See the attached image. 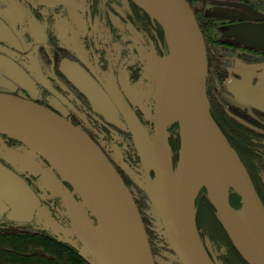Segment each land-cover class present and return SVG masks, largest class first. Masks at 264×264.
<instances>
[{
  "label": "flooded vegetation",
  "instance_id": "1",
  "mask_svg": "<svg viewBox=\"0 0 264 264\" xmlns=\"http://www.w3.org/2000/svg\"><path fill=\"white\" fill-rule=\"evenodd\" d=\"M230 1L187 0L189 4L191 2L200 8L194 10L196 14L193 12L200 29L199 11L202 16L213 21L214 28L223 25L221 31L240 25V22L213 14L215 8L226 7L231 4ZM125 2L126 9L121 13L115 7L119 8ZM234 2L254 11L264 0ZM201 33L208 59L212 47L206 41L202 29ZM224 37L233 39L226 33ZM235 44H238L235 39L230 40V45ZM239 44L237 48L231 46L233 51L222 48L225 53H231L223 63L233 69L227 72L226 79L229 81L242 80L245 72L239 67L241 65L253 66L250 69L253 72L258 71L257 64L264 65V58L260 55L264 54V49ZM167 53L168 47L161 27L131 0H0V86L5 89H1L0 93L48 109L82 131L100 149L129 190L153 253L156 237L148 228L150 219L146 216L142 218L144 203L139 196H143L144 192L136 182H145L155 176L150 167V154L148 167L139 146L152 142L155 134L156 99L151 58L154 55L161 58ZM8 64L12 65L9 71ZM234 71L238 75H233ZM9 75L16 83H7ZM253 77L251 75L249 79L256 84ZM31 84L34 97L27 90ZM12 85L16 87L10 91ZM232 103L235 105V102ZM212 114V118H215ZM231 114L249 124L254 131L259 129L264 132V111L247 105H235L231 108ZM125 115L135 122L139 130L136 133L140 136L130 127ZM244 128L241 130L246 134L231 135L236 142L231 143L241 146L235 147L236 153L254 180L251 164L247 161L252 156L246 146H251L255 141L259 142L255 146H264V139ZM164 130L170 163L174 168L180 148L179 124L177 121L168 122ZM23 147L21 142L0 134V161L7 159L3 154L4 148L20 154L24 152ZM26 182L31 187H39L37 177H27ZM63 183L71 190L67 183ZM199 194L195 199L196 228L210 259L214 263L216 260L221 262L227 255L220 249L221 253L218 252L217 257L215 244L220 243L219 240H230L219 221H216L221 228L218 227L219 236L216 237V222L212 223L213 228L202 230L199 212L207 208L210 216L211 210L214 213L215 209L209 205L205 193ZM259 196L264 205V198L260 193ZM202 197L206 201H202ZM213 216L215 220V214ZM230 248L237 254L231 242Z\"/></svg>",
  "mask_w": 264,
  "mask_h": 264
},
{
  "label": "water",
  "instance_id": "2",
  "mask_svg": "<svg viewBox=\"0 0 264 264\" xmlns=\"http://www.w3.org/2000/svg\"><path fill=\"white\" fill-rule=\"evenodd\" d=\"M132 1L158 23L168 47L167 55L153 67L155 134L152 142L143 143L141 152L148 167V154L151 156L150 167L155 176L147 179L144 191L170 248L181 264H217L208 256L196 229L195 199L203 188L239 255L247 264H264V242L256 245L249 238L248 258L233 231L232 215L241 226L249 225L245 211L247 204L261 218L260 231L264 235V210L246 169L210 114L205 90L206 47L190 6L185 0H145L148 4L145 8ZM172 56L178 68L180 116L168 113L173 101L162 82L165 64ZM120 108L124 112L125 109ZM125 116L135 133L139 131L135 122ZM171 121L178 122L180 135L174 168L170 163L164 132L165 124ZM0 134L21 142L25 146L24 153L30 151L42 157L71 187L81 201L80 206L95 222L91 231L101 236L108 264H155L140 213L129 190L100 149L82 131L44 107L0 93ZM226 148L249 179L251 188L246 194H241L231 187L226 190L225 199L214 202L206 186L197 187L198 178L206 169L224 168ZM3 154L15 163L27 161L26 155L7 148ZM0 182L8 183L4 177H0ZM11 187L18 195L21 189L14 185ZM52 187L48 190L51 191ZM229 193L239 196V209L234 210L230 206ZM1 197L6 198V195ZM13 199L16 201V197ZM36 210L37 207L33 206L32 211ZM39 227L73 247L86 263L99 264L96 248L91 246L87 237L91 231L81 233L72 226L78 245L62 237L48 220Z\"/></svg>",
  "mask_w": 264,
  "mask_h": 264
},
{
  "label": "rangeland",
  "instance_id": "3",
  "mask_svg": "<svg viewBox=\"0 0 264 264\" xmlns=\"http://www.w3.org/2000/svg\"><path fill=\"white\" fill-rule=\"evenodd\" d=\"M185 1L187 2V0ZM187 3L190 6L192 12H194L195 14L196 12L194 10L200 9L194 6V4H192L191 2L190 4L189 2ZM126 6L127 4L125 2V4L120 5L119 8L118 7H115V8L119 9V11L122 13L126 9ZM205 10H208V8H206ZM142 11L146 15H148L144 10ZM199 12L201 16V19H200L201 29L203 31L206 41L212 47L210 50L213 52V53L212 52L209 53V57L207 59V68H206V77H205V90H206V95H207L208 103H209V111L212 116H213L212 112L214 113L215 118H213V120L216 123L220 133L225 138L231 150H233L236 153L235 147L238 148L241 146L232 145L231 142H234V143L236 142L234 138L231 137V135L234 136L235 133L244 135V133L241 130V128H244L243 126H246V128L244 129L255 132V134L261 136L264 139V132H262L259 129H255L254 131L249 124L244 123L238 117H235L233 114H231V108L233 106L235 105L237 107L244 106L245 104L244 96L247 94V92H243L242 88L239 86V82L241 81L239 80L229 81L228 79H226L228 77L227 72L228 71L230 72L233 69L229 66H225L223 63L230 57L231 53L230 52H227L228 54L225 53L224 49L222 48L226 47L225 49H229L227 51H233L232 47L237 48V46L240 45L239 43H242L244 45H246V43L240 42L239 40H235L236 42H238V44H235L234 46L230 45V40H233V39H227L224 37V33H226L227 30L228 32H230L229 28L224 29L223 31H221L224 28L223 25H218L217 28L216 27L214 28L213 21H210L205 16H202L201 11ZM252 43L255 44L256 40H253ZM247 46L252 47L250 45H247ZM252 48H255V47H252ZM166 55H164L161 58L160 57L157 58V56L155 55L152 56L151 58L152 63H153L152 67H154L155 62L157 61L160 62ZM260 55L262 58H264V54H260ZM237 63L240 64L241 62H237ZM10 67H12V65L8 64L7 65L8 71ZM239 67L243 69L244 72L250 75H254L253 78L257 82H259V84H262L264 88V65L263 63H259L256 65V67L258 68L257 69L258 71H255V72L250 70L253 67L251 65H248V66L241 65ZM150 69L151 67H149V70ZM235 70H239V68L238 69L235 68ZM236 73L237 72L234 71L233 75H236ZM232 79L233 78H230V80ZM9 80H7V83L9 84H11L10 82L16 83V81H12V78H10V75H9ZM15 87L12 85V87H9V90L10 91L14 90ZM27 88H28L27 90L29 92V95L34 97L35 93H34L32 84H31V87H27ZM1 89L3 88H1L0 86V90ZM232 101L235 102L234 103L235 105H233ZM246 105H248L249 108L251 107L256 110L264 111V109L258 108L254 104H246ZM247 143L250 144L249 140L247 141ZM257 143L259 142L255 141V143L252 142V144H250L251 146H246V149L251 152V156H252V158L247 159V161L251 164L250 169L254 177V180L250 178L251 183L253 184L254 190L264 210L263 202L259 196V193H260L262 197L264 198V166H263L264 165V146H255L257 145ZM19 150H21V148ZM139 150L141 152V150H144V147L139 146ZM21 154L26 155L27 161L21 162V163L20 162L15 163V162H12L10 160L3 158V160L10 167L7 166L4 161L3 162L0 161V177L6 178L8 182L6 184L0 182V199H1L0 201V222L10 221V222H14L17 224H32L33 226L32 229L35 231H38L41 229L39 225H44L46 223V220H48L55 227V229L61 234L62 237L71 239L76 244L80 245L72 229L73 227H75V229H77L78 231H81V233H85V234L89 233L95 227V222L92 220V217L87 211H85L84 207L80 206L81 201L74 194L72 189L69 190L66 187V185H64L63 183L64 181H62L61 178L59 179L56 176L57 173L55 175V171L42 157L30 151L26 153L22 151ZM142 158L144 161L145 159L144 155ZM27 177H30V178L37 177V179L39 180V187L38 186L31 187L26 182ZM146 181L145 182L137 181L136 183L139 185L142 192H144L143 196L142 195L139 196V198L142 199V202L144 203V206L142 207V212H141L142 218L146 216L150 219L148 228L156 237V239L154 240V244H153L154 245L153 249L155 251L154 253L151 251L152 256L154 254L153 259L155 258L154 260L156 264H181L180 261L175 256V254L173 253L172 249L170 248V245L168 244L167 239L165 235L163 234V230L161 228L158 216L153 206L151 205V202L147 196V193L144 191V187L147 185ZM12 185H14L15 187L17 186L18 188L21 189L18 195L15 194V191L11 187ZM49 187L50 188L52 187L51 191L48 190ZM203 190L206 195L205 189ZM4 194L6 195V198L1 197ZM230 194L231 193H229V196H228V201L230 203V206L234 210L239 209L240 205L238 207V206H234L235 204L234 205L231 204V203H235L236 201L234 200L233 197L230 198ZM14 197H16V201H14L13 199ZM207 201L209 205H211L208 198H207ZM33 206L37 207V210L34 212L32 211ZM201 207L202 206H200V209ZM85 212H87V214ZM213 214H215V211L213 213L211 210L210 216H209L207 212V208L205 209L202 208L201 211L199 212L198 219H199L200 226L202 227L203 231H206L207 229H209L208 227L213 228L214 225L212 223L216 221L218 222L216 214H215V220L213 219L214 218ZM216 225H217V234H216V237H217L220 235V232L218 230V227L220 228V226L218 223ZM92 232L93 231H91V233ZM97 235H98V232H95L87 236L88 239L90 240L91 246L93 245L95 246L96 244L95 237ZM219 241L220 243L216 242L215 244L216 245V249H215L216 256L218 257L217 254L218 252H220V249H221V251L227 255L226 256L227 259L226 258L224 260L222 259L223 261L221 260V262L216 260L217 264H243L241 259L243 261L244 259L239 255L236 249L235 251L237 252V254H235L233 252L234 250L232 251V249L230 248V241H228L227 239L219 240ZM148 242H149V239H148ZM149 246L151 248L150 242H149Z\"/></svg>",
  "mask_w": 264,
  "mask_h": 264
},
{
  "label": "bare ground",
  "instance_id": "4",
  "mask_svg": "<svg viewBox=\"0 0 264 264\" xmlns=\"http://www.w3.org/2000/svg\"><path fill=\"white\" fill-rule=\"evenodd\" d=\"M140 6L148 8V4L145 0H135ZM163 84L171 95L173 103L168 109L170 115L180 116V104L178 102L179 96V80H178V68L174 57L168 59L164 71H163ZM225 166L222 170H210L206 169L203 174L199 176V182L197 187L201 185L206 186L209 189L210 196L214 202H218L220 199L226 198V190L235 188L241 194L247 193L251 188L250 181L247 176L240 169L236 160L230 154V151L226 148L224 150ZM196 187V188H197ZM230 199V198H229ZM245 211L249 220L247 227L241 226L237 218L232 215L233 231L238 241L239 246L246 252V256L250 258V250L248 240L251 238L256 245H261L264 242V235L261 234V218L257 213L247 204H245ZM96 239V255L99 257V264H108L105 248L102 243L100 235L95 237Z\"/></svg>",
  "mask_w": 264,
  "mask_h": 264
},
{
  "label": "trees",
  "instance_id": "5",
  "mask_svg": "<svg viewBox=\"0 0 264 264\" xmlns=\"http://www.w3.org/2000/svg\"><path fill=\"white\" fill-rule=\"evenodd\" d=\"M204 193L202 189L199 195ZM232 197L236 202L231 204L239 207V196L231 193ZM201 200L206 201L204 197ZM32 227V224L0 222V264H88L70 245L42 228L35 231Z\"/></svg>",
  "mask_w": 264,
  "mask_h": 264
},
{
  "label": "crops",
  "instance_id": "6",
  "mask_svg": "<svg viewBox=\"0 0 264 264\" xmlns=\"http://www.w3.org/2000/svg\"><path fill=\"white\" fill-rule=\"evenodd\" d=\"M228 6L215 8L213 14L229 21L240 22L239 26L230 27V32H226L229 37L239 40L255 48L264 49V2L257 6V9L250 10L238 6L231 0ZM256 40L253 44L252 41ZM248 73H243L239 86L243 92L245 104H254L258 108L264 109V88L257 82L255 85L250 81ZM248 106V105H247Z\"/></svg>",
  "mask_w": 264,
  "mask_h": 264
}]
</instances>
